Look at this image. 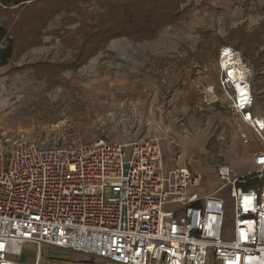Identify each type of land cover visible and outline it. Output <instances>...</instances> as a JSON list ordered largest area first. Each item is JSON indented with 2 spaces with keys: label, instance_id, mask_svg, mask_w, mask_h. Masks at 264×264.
I'll return each instance as SVG.
<instances>
[{
  "label": "built area",
  "instance_id": "obj_1",
  "mask_svg": "<svg viewBox=\"0 0 264 264\" xmlns=\"http://www.w3.org/2000/svg\"><path fill=\"white\" fill-rule=\"evenodd\" d=\"M228 53L239 63L225 65ZM218 57L230 114L264 145V117L253 113V71L229 46ZM132 127L122 131V143L106 136L46 150L23 138L0 145V264H17L12 258L26 244L115 264H264V151L240 178L219 167V187L203 196L199 173L165 171L158 139H132ZM251 181L257 183L243 187Z\"/></svg>",
  "mask_w": 264,
  "mask_h": 264
},
{
  "label": "rangeland",
  "instance_id": "obj_2",
  "mask_svg": "<svg viewBox=\"0 0 264 264\" xmlns=\"http://www.w3.org/2000/svg\"><path fill=\"white\" fill-rule=\"evenodd\" d=\"M92 2L81 3L79 13L62 11L49 18L42 16L43 3L0 11V25L15 49L7 65L0 66V145L23 138L46 150L106 136L122 143L128 140L122 131L134 125L138 130L132 139L153 137L162 148L163 141H170L149 130L161 116L168 129L208 132L213 161L221 163L218 154L226 149L240 155L241 135L250 140V131L229 112L219 85L218 53L222 46L233 48L253 71V113L264 117V60L258 56L264 49V0H184V18L152 37L111 39L75 69L51 73L35 67L74 61L85 37L84 22L95 23L104 13L98 1ZM30 32L41 44L16 56L34 40ZM5 45L6 39H0V49ZM180 91L195 98L188 114L180 110L171 115L175 105L167 102ZM169 144L177 153L175 144ZM221 196L227 199L228 191ZM224 221L228 233L233 227L229 213Z\"/></svg>",
  "mask_w": 264,
  "mask_h": 264
},
{
  "label": "trees",
  "instance_id": "obj_3",
  "mask_svg": "<svg viewBox=\"0 0 264 264\" xmlns=\"http://www.w3.org/2000/svg\"><path fill=\"white\" fill-rule=\"evenodd\" d=\"M98 1L99 7L104 8V13L99 15L97 22H84L85 37L78 45L79 50L75 53L73 62L69 63H35V67L47 68L51 73H57L64 69H75L86 63L89 57L103 49L104 45L111 39L118 37L147 38L154 36L159 28L176 24L184 17L181 5L184 0H0V11L8 12L12 7L24 8L42 5V13L45 18L57 16L62 11L65 13L81 11L79 5L91 4ZM26 5V6H25ZM45 14V15H44ZM42 18V17H41ZM238 31L232 30V35ZM35 38L28 41L17 50L16 56H20L24 50L39 46L41 42ZM6 27L0 25V39H6V45L0 49V66L7 65L13 57V41L7 36ZM232 35L229 37L232 39ZM240 44L238 45V47ZM78 49V48H77ZM260 59L264 60V49L258 53ZM264 77V76H263ZM254 182H248L243 187H250Z\"/></svg>",
  "mask_w": 264,
  "mask_h": 264
},
{
  "label": "crops",
  "instance_id": "obj_4",
  "mask_svg": "<svg viewBox=\"0 0 264 264\" xmlns=\"http://www.w3.org/2000/svg\"><path fill=\"white\" fill-rule=\"evenodd\" d=\"M183 82L184 80H182V83ZM194 98L195 94L192 95L191 92H185L184 94V91H180L173 95L167 102L168 104L175 105L173 110L170 111V114L172 115L178 111L180 112V110L185 114H188L190 111V104L193 102L192 100ZM180 103L183 105L177 106ZM163 120L164 119L159 116L158 122L154 120L153 125L149 127V130L150 132L157 131L161 134V137L165 139L167 138V140L170 141H163L161 145L163 148L162 163L164 164V170L167 171L173 168L186 167L193 173H199L202 177V185L197 192L203 196L211 195L214 190L219 187L220 183L216 176V170L219 167H227L232 177L240 178L241 176L254 171L255 168L252 159L256 152L264 151V145L260 143L256 134H254L245 123L239 120V122L250 131L248 134L250 140H248L242 133L241 136H245L247 139V142L244 143L239 137L241 139V148L244 151H241L240 155L231 149L223 150V152L220 151L221 154H218V156H220L219 161H221V163H218L217 161H213V155L210 154L211 151L209 144L211 136H209L208 132L187 129L185 127L180 130L174 129L173 127V129H168L166 125H164ZM174 126L176 127V125ZM257 142L260 146L257 145ZM169 143L175 144V148L178 149L177 153L175 151L172 153L173 149L170 148ZM249 143H252L253 146L246 148L245 145ZM214 177H216V180ZM256 183L257 181H254V184ZM220 194H222V192ZM12 260L17 264H115L97 257L94 258L90 255L83 253L79 254L66 249L61 250L52 246L49 247L44 245L38 249L33 244L24 245L19 256L12 258Z\"/></svg>",
  "mask_w": 264,
  "mask_h": 264
},
{
  "label": "bare ground",
  "instance_id": "obj_5",
  "mask_svg": "<svg viewBox=\"0 0 264 264\" xmlns=\"http://www.w3.org/2000/svg\"><path fill=\"white\" fill-rule=\"evenodd\" d=\"M239 61H240V58H238V57L237 58H234V57H232V55L230 53H228L226 55V58H225V60L223 62L225 63V65H227V64L233 65V64H236L237 62L239 63ZM233 69L239 72V71H241V65H239L238 67H235ZM211 90H212V87L209 88V91L208 92H211ZM8 264H12V262H10Z\"/></svg>",
  "mask_w": 264,
  "mask_h": 264
}]
</instances>
